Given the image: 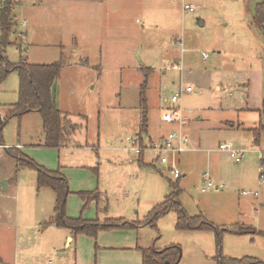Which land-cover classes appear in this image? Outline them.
Segmentation results:
<instances>
[{"label":"rangeland","instance_id":"374dc122","mask_svg":"<svg viewBox=\"0 0 264 264\" xmlns=\"http://www.w3.org/2000/svg\"><path fill=\"white\" fill-rule=\"evenodd\" d=\"M262 1L23 0L16 4L17 26L9 36L11 43L0 46L1 53L15 65L62 60L56 102L78 127L67 147H46L40 113L11 117L10 110L19 101L18 73L11 72L0 83V116L2 121L8 119L0 146V264H60V258L75 255L74 248H65L64 237L49 227L54 192L38 188V171L21 166L15 154L63 174L71 191L66 213L86 220L143 221L170 194L169 182L178 183L180 202L189 216L203 215L218 227L253 229L247 234L224 232L225 257L264 261V135L256 145L248 131L258 127V110L264 103V29L253 22ZM5 2L0 0V10ZM177 63L183 72L168 71ZM145 82L148 127L141 134ZM187 87L194 91L182 96L180 106L189 114V124L181 128L179 123L164 122L173 96ZM180 129L191 140L189 151L180 156L181 179L161 171L156 152L145 150L144 165L140 164L129 140L139 138L147 146L151 139L160 143ZM228 142L244 152L241 163L219 150ZM206 174L214 188L203 192ZM79 192L100 196L90 199L83 210ZM177 219L173 210L156 222L157 230L138 229L143 243L157 250L179 246L180 264H217L216 233L178 231ZM113 231L135 230L105 232ZM82 236L92 242L93 264H123L109 253L96 258L95 238ZM52 250L56 255L49 253Z\"/></svg>","mask_w":264,"mask_h":264},{"label":"trees","instance_id":"16d2710c","mask_svg":"<svg viewBox=\"0 0 264 264\" xmlns=\"http://www.w3.org/2000/svg\"><path fill=\"white\" fill-rule=\"evenodd\" d=\"M4 4L5 5L2 6L0 10V46L9 45L11 43L9 41V36L13 32V28L17 26V20L14 15L17 2L15 0H6ZM253 22L255 25L264 29V1L257 5ZM0 58V83L13 71L18 73L20 79L19 101L12 106L13 109L10 110L11 117H20L31 112H38L41 114L43 120L46 147L60 149L71 144L73 140L72 137L78 126L74 125L69 118V115L58 109L55 100V87L61 75L63 61L61 60L51 65H31L26 62H21L19 65H15L9 63L6 57L1 53V50ZM146 85L147 82L144 83L141 94V105L144 109L141 134L146 132L148 127L146 111L147 99L145 96ZM260 113L261 122L259 126L248 130L252 132L256 145L259 144L262 135H264V103ZM6 121L4 120L0 124V146L4 145L3 129ZM6 150L14 153L12 150L15 149L6 148ZM16 151H19V149H16ZM15 155L19 156L21 166H29L38 171V188L48 187L54 192L56 201L52 225L57 228L69 229L76 236L86 235L96 239L101 231L137 230L145 226L156 229V222L163 216L175 210L178 215L176 224V229L178 231H203L216 233L218 247V255L216 256L217 264H264V261L250 257L243 259L225 257L222 254L221 246L223 233L232 232L236 234H247L252 233L253 229L245 228V226L240 225L218 227L203 215L195 217L189 216L180 202L182 189L178 183L169 182L171 188L170 194L165 197L163 203L156 205L143 221L130 222L122 218H109L104 221H100L99 219L94 221L86 220L82 217L71 218L66 213L67 198L71 193L66 177L58 171L46 170L23 155ZM261 165L264 166V161H261ZM78 194L85 202L84 208H86L90 199L96 201L100 196L94 192H79ZM262 235L264 236V232H262ZM140 250L143 253V264H180L181 249L177 245L170 246L164 250H157L151 247L149 249Z\"/></svg>","mask_w":264,"mask_h":264},{"label":"built area","instance_id":"2783aa9c","mask_svg":"<svg viewBox=\"0 0 264 264\" xmlns=\"http://www.w3.org/2000/svg\"><path fill=\"white\" fill-rule=\"evenodd\" d=\"M17 3L22 2L23 0H15ZM185 10L193 11L194 8L192 6H185ZM179 44V43H178ZM182 44V42L180 43ZM204 59H207V56H204ZM178 70L183 72L182 65L177 63L172 67L168 68V71ZM194 90L192 87H187L186 89H181L178 94L173 96L171 100V107L168 111L163 115V121L166 123H179L181 128L187 126L190 122L189 114H186L180 106L181 98L186 93H192ZM180 129L178 133L172 132L165 135L160 143H155L154 141L149 142L147 146H144L141 143V140L137 138L136 140H129L130 144L132 145L133 152L138 155L142 156L145 150H150L151 152H156L157 157L156 160L158 163L162 164L163 167L161 171L168 172L173 179L179 180L182 177V173L180 171L179 166V157L189 151V146L191 143L190 138L186 134L185 131ZM139 146V148H135ZM4 148H7L6 146ZM219 150L223 152L229 153L230 157L234 159L237 163H241L244 159V152L235 150L230 142L220 144ZM261 177H264L263 173ZM205 186L203 188V192H206L209 189L214 188V185L210 178H208V174L205 175ZM246 194V193H244ZM257 196V194H255Z\"/></svg>","mask_w":264,"mask_h":264},{"label":"crops","instance_id":"0c3cea01","mask_svg":"<svg viewBox=\"0 0 264 264\" xmlns=\"http://www.w3.org/2000/svg\"><path fill=\"white\" fill-rule=\"evenodd\" d=\"M29 6V4H25ZM16 7V6H15ZM56 100V94H55ZM57 105V102H56ZM58 107V106H57ZM171 107V102L168 105V108ZM260 112V110H258ZM261 122V119H260ZM260 124V123H259ZM259 126V125H258ZM244 130H247L243 128ZM147 131V130H146ZM152 141V139H151ZM143 156L139 159L140 164L144 165ZM179 166L181 163L180 157L178 159ZM223 187V185H221ZM85 206V202H84ZM83 206V210L85 209ZM70 217V216H69ZM81 217V216H79ZM79 217H71V218H79ZM109 219V218H108ZM119 219V218H117ZM125 219V218H122ZM49 227H54L57 230V236L62 235L65 240V248L68 250L74 248L75 255L74 258L64 259L60 258V264H93L92 259L90 257V248L92 242L89 240H84L82 235H75L69 229L57 228L54 225H50ZM140 230L135 231H113L111 234H107L105 231H101L95 240V256L97 258L98 254L109 253L112 255L119 256L123 260V264H143V253L140 249L145 250L149 249L151 246L143 243L140 237ZM108 235V236H107ZM101 238L103 239V243L101 242ZM114 238V241H110ZM99 241V243L97 242ZM53 255H56V252L52 250L49 252ZM98 263V262H97ZM95 263V264H97ZM49 264H53L50 262ZM112 264H117L116 262Z\"/></svg>","mask_w":264,"mask_h":264},{"label":"water","instance_id":"95a60500","mask_svg":"<svg viewBox=\"0 0 264 264\" xmlns=\"http://www.w3.org/2000/svg\"><path fill=\"white\" fill-rule=\"evenodd\" d=\"M3 121H2V119H1V116H0V124L2 123ZM5 187H6V185H4Z\"/></svg>","mask_w":264,"mask_h":264}]
</instances>
